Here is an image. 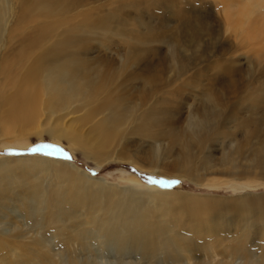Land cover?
I'll return each instance as SVG.
<instances>
[{
	"label": "rangeland",
	"instance_id": "rangeland-1",
	"mask_svg": "<svg viewBox=\"0 0 264 264\" xmlns=\"http://www.w3.org/2000/svg\"><path fill=\"white\" fill-rule=\"evenodd\" d=\"M43 1H52L50 15L43 12ZM186 1L204 13L211 10L192 0H9L7 25H15L26 6L33 20L19 23L15 35L0 30V55L33 59L45 54L52 58L49 64H55L52 69L72 67L83 82L89 78L98 89V103L111 99L121 104L127 122L106 153L101 150L115 158L107 160L100 153H84L63 134L62 142L52 139L86 111L77 110L79 102L64 108L45 106L37 123L16 134H0V204L7 206L0 231L20 246L11 264H71L79 248L70 240L79 226L99 215L105 219L123 190L140 192L138 199L145 196L146 208L138 215L146 218L145 227H172L177 234L191 235L196 244L209 243L213 250L202 246L196 252L198 263L211 261L214 253L213 262L231 261L232 246L242 242L245 233L252 235L258 258L264 256V165L254 157L264 147V56L261 64H248L247 50L235 48L234 35L226 34L212 43L211 53L194 47L192 54L199 60L182 67L188 61L182 50L192 49L184 43L187 22L178 12ZM211 4L215 11L213 0ZM80 10L88 12L87 18L74 17ZM185 14L196 22L200 13ZM53 21L51 35L31 47L29 39ZM201 23L216 27L220 22L215 16H203ZM80 25L86 30L76 32L77 41L66 37L68 29ZM32 64H24V70ZM209 96L216 99L208 101ZM204 106L216 107L220 116L214 117L210 110L214 129L201 143L200 137L190 134L189 121L192 115H201ZM109 113L104 109L87 127ZM152 113L155 116L146 120L148 130L139 131ZM217 132L227 135L226 141L233 140V146L227 148L220 137L214 138ZM14 139L27 143L15 144ZM227 151L235 164L224 162ZM206 155L209 164L204 162ZM42 159L54 161L52 175L39 171ZM35 189L46 197L39 200L44 203H36ZM25 200L42 211L36 214L35 229ZM63 226L69 229L64 231ZM22 232L24 236H17ZM33 239L52 247L25 249L24 243ZM116 250L105 252L101 263L141 264V256Z\"/></svg>",
	"mask_w": 264,
	"mask_h": 264
},
{
	"label": "bare ground",
	"instance_id": "bare-ground-1",
	"mask_svg": "<svg viewBox=\"0 0 264 264\" xmlns=\"http://www.w3.org/2000/svg\"><path fill=\"white\" fill-rule=\"evenodd\" d=\"M178 1L181 2L182 0ZM192 1V3H204L207 9L211 10H207L205 11L206 13H204L197 9L198 6H192V4H190L191 1H186L184 2L183 9L178 11L183 15V20L187 22V28H185L184 31V43L189 44L192 48L182 50V54L184 55L182 58L188 59V61L182 64V67L199 60L198 58L196 59V57H194L196 55L192 53L200 51V48H203L204 51L208 53L213 52L212 43L217 44L220 37L226 34H230V36L234 35L233 43L235 44V48H238V50H247V52H244V56H246L245 58L248 64L262 63V57L264 56V0H213V3L217 6L215 11L212 7L211 0ZM42 3L43 5L45 4V6H43V12L50 15V13H52V1H43ZM6 9L9 11V0H0V30L2 29L5 32L7 30L8 34L15 35L14 33L19 30V27H17L19 23H26L33 20V16L26 6L18 12L17 23L10 27L5 20L7 13ZM197 11L200 14L196 17V22H190L191 18L185 13L191 14ZM87 15V11L80 10L74 17L87 18ZM202 15L208 17L215 16L220 23L216 27L203 24L201 23ZM54 24L56 25V22L53 21L51 25L46 24V26L39 28L38 34L30 38L28 44L31 45V47H37L39 43L41 44L43 39L51 35L48 34L52 32L53 28L51 27H53ZM3 25L8 26L7 29H4ZM83 30H86V28L81 25L80 27H72L68 29L66 37L73 41H77L78 39L76 38L79 35H77L76 32H81ZM90 30L88 29L87 31ZM194 47L195 51L193 49ZM62 48H65V46ZM220 48L221 47H216L217 50ZM238 50H231L230 52ZM60 52H62V50ZM248 52H253V55L251 57L247 56ZM53 56H55V54H53ZM48 59L52 60L51 57L45 54H38L33 59H31V56L25 55H17L13 59L7 52L0 55V134H16L37 123L39 115L45 106H51L55 109V106L60 104L61 106L63 105L64 108L65 105H69L71 102H79L77 110L81 112L80 110L86 109V111L70 122L67 125L68 127L58 129L60 133L57 132V136L52 139L62 142L59 137L60 134H63L69 142L80 147L81 151L83 150L84 153L88 152L92 155H98L100 153L106 160L115 159L111 156L104 155L116 135L120 133L123 126L127 123L126 118L122 114L126 109L121 110L122 105L111 99L103 103H98V89L93 86L89 78L83 82L77 70L72 69V67H65L64 70L60 69L61 67L52 69L50 66L55 64H49ZM24 64L32 65L24 70ZM15 68H17V72H15ZM215 99L209 96L208 101H213ZM104 109L110 111L109 115H106L102 122H96V124L94 123L92 126L87 127L92 123L95 116L103 114ZM210 110H212L211 113L213 112L214 117L217 118L218 115L220 116V114H215V112H217L216 107L204 106L201 110L202 114L192 115L189 121L190 134L192 136H198V138L200 137L201 143L208 140L205 137L210 135V132L214 129H212V125L210 124V119H213V116L210 115ZM151 116L155 115L153 113L148 114L143 119L144 123L138 128L139 131L146 132V130H148L146 126L148 122H146V120ZM151 127H149V129ZM212 136L214 138L217 136L220 137L222 142L225 141L227 148H230L234 144L233 140L228 139L226 141L225 137L227 135H224L223 132L213 133ZM220 138L218 139L219 141ZM23 140L24 139H14L12 142L15 144L18 142L26 144L27 142ZM157 140H159V138L156 139V141ZM159 145L160 144L157 146ZM263 148L262 151L255 150L254 157H256L259 163L264 165ZM101 150L105 153H101ZM209 157L210 155H206L204 158L206 164H209L211 161ZM223 158L224 162L227 164L233 165L237 161L234 156L231 155V152L229 153L228 151L223 154ZM23 161H25V159ZM42 161L43 164L39 167V171L51 174L53 170L52 162L54 161L46 159H42ZM70 164L72 165V163ZM55 171L56 174L53 175L54 177L60 175L56 167ZM79 172H82L85 176L88 175L80 169ZM34 191L36 203H44L39 201L41 199L43 201L46 200L42 191L40 189H35ZM15 196L18 197L19 195ZM137 196H140V192L136 193L132 190L125 192L123 190V192L120 193L119 200L115 202V206L111 210L107 209L105 219H103V216V220L98 219L99 215L97 219L89 220L86 226H79L74 240H70L79 248L74 262H71V264H102L100 260L102 255L116 248L120 254L130 253L141 256L142 259L140 258L141 261H139L141 264H259L261 261L264 263V256L260 259L258 258L256 252L253 250L254 242L251 241L253 237L247 233L244 234L245 236L242 234V237H244L242 242L232 246L231 261H223L221 263L213 262V260H216V254L214 253L211 255L213 257L211 261L198 263L195 254L199 251V247H201V249L206 247L207 250H213V248H211L212 246L209 243L204 244L205 242L203 244H196L193 242V237H191V235L187 237L177 234L174 230L175 228L173 229L172 227H145L144 222L146 218L144 219L142 216L138 215L140 210H142L141 208L144 207L145 202H143V200L146 198H144V196L142 197L143 199H138ZM25 202L29 203L30 209L26 213L28 214L29 220L32 221L31 226L35 229L39 226L36 222L38 221V219H36V217H38L36 214H41L42 211L41 209H35L30 200H25ZM4 209H7V206H1L0 204V225L4 223L3 218L7 216L3 215ZM51 219L55 220L56 215H52ZM68 229V226H63L62 230L67 231ZM24 235L25 233L22 232L21 235L19 234L17 236L21 237ZM3 236L4 232L0 231V262L11 264L10 260H15L14 254H17L20 246L13 243V240H8ZM24 244L25 245L23 246L22 244V246L29 251L30 249L35 251V249L41 247V245H45L46 248L51 246L50 243H48V245L43 244L40 239H33ZM7 250L9 251L8 253H2ZM22 251H24V249ZM18 254H21V252ZM23 255H26L25 251Z\"/></svg>",
	"mask_w": 264,
	"mask_h": 264
},
{
	"label": "snow or ice",
	"instance_id": "snow-or-ice-1",
	"mask_svg": "<svg viewBox=\"0 0 264 264\" xmlns=\"http://www.w3.org/2000/svg\"><path fill=\"white\" fill-rule=\"evenodd\" d=\"M48 147H51V146H48ZM32 150L37 151L38 149H32ZM161 183H163V182L161 181ZM170 183L175 184V183H178V181H171Z\"/></svg>",
	"mask_w": 264,
	"mask_h": 264
}]
</instances>
